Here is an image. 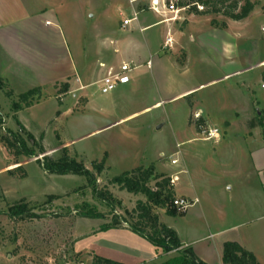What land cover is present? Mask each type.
<instances>
[{
	"label": "rangeland",
	"instance_id": "rangeland-1",
	"mask_svg": "<svg viewBox=\"0 0 264 264\" xmlns=\"http://www.w3.org/2000/svg\"><path fill=\"white\" fill-rule=\"evenodd\" d=\"M163 1L166 4L168 0ZM251 1L257 4V12L254 13L252 19L239 25L242 30L244 29L245 32L250 30V32L252 31L250 34L254 35V41L249 40L246 42L243 39L246 44H243V41L240 42L241 47L237 61L245 62L246 65L259 62L260 60L264 63V42H262L264 41V0ZM136 5L138 10H147L149 8V0L139 1ZM130 7L129 0L63 1L64 16L69 24L75 30H80L79 32H81L80 28L86 30L88 34L84 35V37L86 36L89 42L95 36H102L105 33V36H107L108 33L111 34L114 30L119 33L121 19L119 13L123 12L125 16H131L132 10ZM167 13L169 12L167 11ZM185 14H187V10L182 11L179 15L184 17ZM144 16L150 17L152 21L157 20V15L151 12L144 14ZM170 16L168 14V17ZM213 16L226 19L220 14ZM181 26H184V21H182ZM164 28L165 25H157L146 34H142L139 31L135 32V37L139 39L152 36L153 44L157 47V54L153 55L151 59L153 62H162V60L158 59L161 58L160 56H164V52L161 51ZM92 32L96 34L92 36ZM63 38L66 48L64 47L61 50L60 59L65 58L64 60H68L71 57L76 63L82 62V59L77 57L73 45L66 42L65 34H63ZM83 47L87 48L88 44L84 42ZM252 47H256L257 51L250 56ZM52 53L55 54L56 52L53 51ZM84 57L88 65L83 62L81 67H78L79 72L77 73L78 78H80L84 66H88L90 71V74L85 78L86 81L80 82L89 85L85 93L90 96L92 104L87 113L84 112L87 100L84 94L77 93L76 95V93H72L70 95L68 94L69 88L67 93L64 94L63 90H61L62 85H57L50 93H48V88H46V93L51 96H46L45 94L42 97H35L29 107L21 105L18 109L14 108V105L18 103L19 95L27 91L26 86L16 84L14 87L17 90H15L8 84V87L1 94L0 264H92L97 253L108 246L109 239L113 236L124 238L122 236L124 234L120 232L118 234L107 232L96 234L103 225H112L114 221L119 223L113 229L131 230V226L136 223V216H133V210L139 201L147 203V199L143 195H133L123 191L117 185L110 183L114 177L122 174L119 168L114 167L110 170L105 161V170L101 175H98L92 167L94 160L103 157L105 149L112 150V152L113 150H118L117 147L120 141L117 140V136L119 134L124 135L126 133L128 136L125 140L126 146L130 143L132 145L135 144L136 147L138 146L137 150H141L138 155L145 154L141 159L143 163L158 160L170 164L174 158V160L179 161V164L174 166L176 172L180 171L184 166L183 161L186 162L187 155L190 154L189 151L206 145V143H202L196 138L198 135L193 128L187 129L188 127L183 124V118H180L179 114H175L173 109L154 108L149 112L131 116L133 112L135 113L142 109L140 106L136 107L133 104V102H137V99H133L127 104H122L118 108L109 105L112 102L111 93L102 94L99 84L95 83L100 76L98 71L99 63L96 62V58L99 59V56H97L96 52L87 50L84 53ZM180 57L182 56L180 55ZM148 59L150 58L147 57L145 62ZM207 59L209 60L208 56ZM48 61L51 62L50 56ZM260 72V68L256 66L251 72L249 71L243 76L232 78L216 85L214 90L222 93L223 105L232 104L229 96L234 97V95L236 96V101L241 104L237 110H245L248 106L251 107L252 101L256 99L264 104V90L261 88L264 74L261 75ZM6 92H11L12 95L7 96ZM70 96L71 98H68ZM153 97H156V95L154 94ZM73 104H75L74 112L72 114L70 112V115H62L60 110L63 106L66 109ZM79 113L82 121L77 120L81 124V130H76L73 128L71 117L77 116ZM108 114L113 116L115 120L121 118L126 120L115 124L105 131L91 134L79 140L80 136L90 134L95 126L103 127L109 125L111 121L107 118ZM262 114L258 121L256 120L257 114L254 113V115L250 116L252 119L254 117V121H257V123H262L264 121V111ZM112 121L114 120L112 119ZM100 123L101 125H99ZM199 126L196 125V129L199 130ZM218 127V129L224 130L225 125L220 124ZM10 134L20 137L35 155L14 156L3 142V139L10 137ZM191 139L195 140L188 142ZM207 144L212 146L211 143ZM64 147L68 148L70 157L76 158L77 162L82 163L84 168L92 174L90 177L74 174H51L44 170L42 165L44 159L49 157L59 160ZM227 155L231 157L229 160H220L209 165L204 160L205 164H200L201 167H204V171L201 174L198 169L199 164L194 165L188 159L189 163L186 166L191 169V179L188 173L180 174V171L177 173L182 181L180 185L185 183L190 187L192 185L189 182L192 181L193 185L204 194L205 203L217 205L224 202L233 203V201L239 199V205L236 208L238 211H243L247 196V178L245 176L240 178L232 177V179L225 177L226 172H229L224 170L225 165L238 170L240 173L244 171L250 173L253 181L257 173L252 171L247 150L238 149L237 146L231 144L230 152ZM251 155L255 157L252 151ZM117 159L118 156L115 157V160ZM161 174L173 179L170 174ZM229 180L231 181L226 183ZM156 183V180H152L149 186L156 190ZM228 184H230L231 191L226 188ZM99 192L110 193L112 199L101 198L98 195ZM23 199L29 203L32 212L38 216L37 219L20 220L9 218L8 207ZM86 204L101 213L103 218L90 220L81 217L79 212ZM152 207L160 222L178 232L182 240L188 241L194 237L188 226V216H183V213H179L177 217H171L166 214L165 209L157 206ZM167 207L172 208L169 202ZM247 213L251 214L248 211ZM249 217H254V214L252 213ZM235 221H238L239 224L241 219L239 217L232 218L231 222L223 224L220 229L238 225L234 223ZM201 225L204 227V222H201ZM237 231L238 228L229 230L220 238H231L229 234H235ZM261 231L263 234L252 240L250 246L264 256V228ZM165 256L170 257L172 254H165Z\"/></svg>",
	"mask_w": 264,
	"mask_h": 264
},
{
	"label": "crops",
	"instance_id": "crops-1",
	"mask_svg": "<svg viewBox=\"0 0 264 264\" xmlns=\"http://www.w3.org/2000/svg\"><path fill=\"white\" fill-rule=\"evenodd\" d=\"M63 1L0 0V77L6 79L13 89L16 84L26 86L27 91L41 88V97L45 94L51 96L48 93L53 91L57 85L67 83L69 85L68 94L83 93L86 97L84 112L87 113L92 104L90 96L85 93L89 85L80 82L86 81L85 78L90 74V71L88 66H84L80 78L77 73L79 72L78 67H81L83 62L88 65L84 53L90 50L99 56V59L96 58L100 73H98L100 76L95 82L97 84L108 73L118 71L123 64H129L133 69L130 82L118 87L110 94L112 102L109 105L118 108L122 104L137 99V102H133V104L142 109L133 112L131 116L149 112L154 108L173 109L175 114H179L180 118H183V124L188 127L187 129L193 128L198 135L196 138L206 145L189 151L190 154L187 155L186 162L183 161L184 166L180 170L181 172H176L174 166H177L179 161L173 165L174 158L170 164L158 160L143 163L141 159L145 154L138 155L141 150H137L138 146L136 147L135 144L130 143L126 146L125 140L128 136L124 133V135L119 134L118 139L116 138L120 141L118 150L112 152V150L105 149L103 157L94 161L100 162L105 157L106 165L110 170L115 167L119 168L122 173L139 167L148 168L153 164L157 174H170L172 178L178 176V181L174 183L176 196L191 201L196 200L195 205L183 213V216L189 218L188 226L194 237L185 241L180 238L177 232L182 243L181 249L192 248L196 257L205 264H222L224 244L237 242L244 249L252 252L261 264H264V256L250 246L252 240L263 234L261 230L264 228V121L263 125L257 123L264 111V104L256 99L252 101L251 107L237 110L241 104L236 101L235 95L234 97L229 96L232 104L224 106L222 93L214 90L216 85L243 76L256 66L260 68V74H264L262 60L250 65L237 61L241 47L240 42L243 39L246 42L252 41L254 37L253 34H250L252 31L245 32L239 25L252 19L257 8L242 21L221 19V17L217 18L213 15L185 14L184 26H181L182 21L174 20L173 15L167 13L163 6L158 12L152 11L150 9L151 0H149L147 10H138L136 3L142 0H129L132 13L131 16H125L123 12L119 13L121 17L119 33L114 30L107 36H105L106 33L102 36H95L89 42L86 36L84 37L88 34L86 30L80 28L81 32H79L80 30H75L69 24L64 16ZM159 2L160 6L163 5V0H159ZM150 12L157 15V20L152 21L150 17H143L144 14ZM168 14L171 16L168 17ZM127 19L132 22L124 28L122 22ZM213 21L215 24L212 23ZM157 25H165L161 45L164 56L162 55L158 59L162 62L151 61L153 55L157 54V47L153 44L152 36L142 39L135 37V32L146 34ZM63 34L66 35V42L73 45L77 57L82 59V62L76 63L71 57L68 60L60 59L61 50L66 48ZM95 34L92 32V36ZM168 38L172 39V46L164 48ZM84 42L88 44L87 48L83 47ZM244 42L242 43L246 44ZM53 51L56 53L53 54ZM256 51L257 48L252 47L250 56ZM49 56L51 62L48 61ZM146 56L150 58L147 62H145ZM46 88H48V93H46ZM154 94L156 97H153ZM74 109L75 104L66 109L63 106L60 111L62 115H70L69 113L72 114ZM254 113L257 114V121H254V117L252 119L250 116ZM109 115L107 117L111 121L109 125L95 126L90 134L80 136L79 140L91 134L105 131L126 120L125 118L115 120L113 116ZM196 116H200L199 130L196 129L195 123L198 121L195 119ZM227 116H231L233 119L227 118ZM190 117H192L191 123ZM71 118L73 128L81 130V124L77 120H81V114ZM220 124L225 125L224 130L218 129ZM201 126L217 128L220 131L219 140L205 141L201 136ZM192 140L195 139L188 142H192ZM207 143H211L212 146ZM231 144L249 152L252 171L257 173L253 181L250 173L245 171V173H240L225 165L224 170L229 171L226 172L225 177L232 179V177L245 176L247 178V196L246 202L243 201L245 202L243 211H238L236 208L239 205V199L233 203L224 202L217 205L205 203L201 190L195 187L192 181L189 182L192 185L190 187L185 183L180 185L182 181L177 174L179 172L180 174L188 173L191 179V169L186 166L187 163L199 164L198 169L201 174L204 167H201L200 164L204 163V160L208 165L220 160H229L231 157L227 154L230 152ZM251 151L255 157L251 155ZM116 156H118L117 160H115ZM226 188L231 191L230 184ZM232 209L234 211H230ZM247 211L253 213L254 217L250 218L251 214ZM237 217L241 219L239 224L238 221L234 222L238 225L220 229V226ZM201 222H204V227ZM237 228L238 231L235 234H229L231 238H220L224 236L225 232ZM105 232L115 234L120 232L124 234L122 235L124 238L113 236L109 239L108 246L99 251L97 256L121 264H162L178 254L177 251H174L170 253L172 256L167 257L147 239L128 229L112 228ZM102 233L104 232L99 231L96 235Z\"/></svg>",
	"mask_w": 264,
	"mask_h": 264
},
{
	"label": "trees",
	"instance_id": "trees-1",
	"mask_svg": "<svg viewBox=\"0 0 264 264\" xmlns=\"http://www.w3.org/2000/svg\"><path fill=\"white\" fill-rule=\"evenodd\" d=\"M167 1V0H166ZM169 1V0H168ZM167 1V3H168ZM197 6H203L204 10L199 11ZM257 4L251 0H178L176 7L185 8L187 14L194 15H223L226 19L233 21H242L249 17L254 11ZM214 23V21L212 22ZM215 24V23H214ZM63 93L66 94L69 88L67 83L61 84ZM8 87L7 81L0 77V97L2 92ZM7 96H11V92H6ZM41 96V88H34L19 95V101L14 108L18 109L21 105L29 107L35 97ZM195 123L200 125V118ZM192 117H190V123ZM253 123V122H252ZM255 123V122H254ZM263 125V122L260 123ZM255 125V124H252ZM22 127V126H20ZM24 129V128H23ZM4 145L16 157L34 156V152L29 150L23 140L15 134L3 139ZM43 168L46 172L58 175L74 174L79 176L90 177L92 174L84 168L82 163L77 162L76 158L69 155L68 148L62 149V156L59 160L46 157L43 161ZM92 167L96 174L101 175L105 170V157L102 161H93ZM152 180H156V190H153L149 184ZM111 184L117 185L121 190L133 195H143L147 199V203L139 201L133 210V216H136V223L131 226V230L136 234L147 239L162 254H169L177 251V255L169 258L162 264H205L200 261L192 248L181 249L182 243L177 232L160 222L152 206L165 209L166 214L171 217H177L179 213L175 208H168L176 197L175 188L172 180L163 174L157 175L155 166L152 164L148 168L139 167L132 171L124 172L114 177ZM101 198H111L108 192H99ZM172 206V205H171ZM79 215L85 219L99 220L103 215L89 205L81 208ZM8 216L10 219L17 218L37 219L38 216L32 212L29 203L23 199L8 207ZM134 216V217H135ZM119 222L114 221L112 225L105 224L101 227L100 232L108 231L118 225ZM92 264H121L100 256H95ZM222 264H261L256 256L244 249L237 242H226L223 247Z\"/></svg>",
	"mask_w": 264,
	"mask_h": 264
},
{
	"label": "built area",
	"instance_id": "built-area-1",
	"mask_svg": "<svg viewBox=\"0 0 264 264\" xmlns=\"http://www.w3.org/2000/svg\"><path fill=\"white\" fill-rule=\"evenodd\" d=\"M169 4H165L163 1V8H165L170 14H173V19L177 21H184V17L180 16L179 14L186 9H179L176 7V3L178 0H169ZM160 2L159 0H152L151 3V10L154 12L160 11ZM199 11H203V6H197ZM136 17V16H135ZM132 20H124L122 22V26L126 28ZM172 46V39L168 38L166 40L164 48H171ZM133 71L132 67L129 64H123L118 71L108 73L104 78L99 81V86L101 93L104 95L110 94L114 92L118 87L127 85L130 82V75ZM261 88L264 90V81L261 83ZM200 116H196L195 118L198 119ZM201 128V136L205 141H212V140H219L220 138V131L217 128ZM173 165L177 164V160L172 161ZM172 180V184L174 185L175 182L178 181V176L174 177ZM196 200H189L183 197L176 196L171 203V207L175 208L178 213H185L188 211L192 206H194Z\"/></svg>",
	"mask_w": 264,
	"mask_h": 264
}]
</instances>
